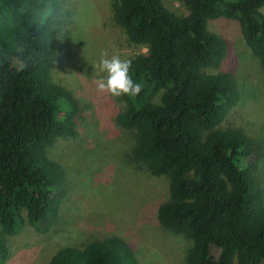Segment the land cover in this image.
<instances>
[{"label": "trees", "instance_id": "trees-1", "mask_svg": "<svg viewBox=\"0 0 264 264\" xmlns=\"http://www.w3.org/2000/svg\"><path fill=\"white\" fill-rule=\"evenodd\" d=\"M180 2L185 16L162 0H111L114 23L139 48L130 75L143 85L121 96L116 122L134 133L132 160L168 182L157 221L190 242L185 264H264L262 147L242 129L219 128L240 92L231 74L211 72L228 43L207 29L211 20L237 21L264 73V0ZM61 9L60 0H0V264L8 259L5 238L25 223L48 232L65 196L66 172L48 156L56 140L77 134L78 103L51 75ZM47 264L137 259L128 241L111 235L61 247Z\"/></svg>", "mask_w": 264, "mask_h": 264}, {"label": "rangeland", "instance_id": "rangeland-1", "mask_svg": "<svg viewBox=\"0 0 264 264\" xmlns=\"http://www.w3.org/2000/svg\"><path fill=\"white\" fill-rule=\"evenodd\" d=\"M162 1L172 13L187 15L180 0ZM60 2L61 50L51 75L79 106L76 136L56 140L48 151L66 172L65 196L48 232L40 233L25 223L17 235L5 238L9 253L4 264H47L61 247L80 248L111 235L129 242L137 264H185L190 242L163 231L157 221L158 206L168 197L167 180L153 177L144 164L132 160L134 133L116 122L125 107L123 100L95 88L94 81L102 74L93 65L101 50L129 58L139 48L130 45L114 23L111 0ZM260 11L264 15V7ZM207 29L228 43L225 58L211 72L231 74L240 92L237 105L219 128L242 129L260 142L257 175L264 190V73L237 21L211 20Z\"/></svg>", "mask_w": 264, "mask_h": 264}, {"label": "clouds", "instance_id": "clouds-1", "mask_svg": "<svg viewBox=\"0 0 264 264\" xmlns=\"http://www.w3.org/2000/svg\"><path fill=\"white\" fill-rule=\"evenodd\" d=\"M131 68L132 59L110 55L106 49L101 50L98 62L93 65V69L102 74L94 81L96 91L116 98L138 95L143 85L133 80Z\"/></svg>", "mask_w": 264, "mask_h": 264}]
</instances>
